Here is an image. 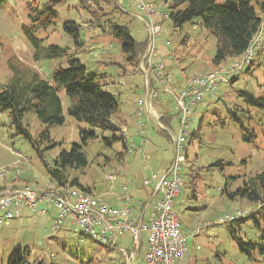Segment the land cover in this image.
Segmentation results:
<instances>
[{"label": "rangeland", "instance_id": "1", "mask_svg": "<svg viewBox=\"0 0 264 264\" xmlns=\"http://www.w3.org/2000/svg\"><path fill=\"white\" fill-rule=\"evenodd\" d=\"M45 1L3 0L0 5V89L11 75L7 62L10 58L19 59L52 84L51 70L59 65L67 66L70 56L77 57L88 71L97 75L102 88L111 92L117 100V115L120 110L131 140L135 137L133 133L136 128L132 129L129 119L137 106L139 108L138 99H143L149 88L148 71L145 67L147 60L151 62L148 63L150 67L162 62L161 69L171 73L169 83L176 88L183 84L186 77L215 67L211 58L215 52L216 37L207 29L196 25L195 20L173 27L169 18L164 19L160 15L167 11L160 0H155L156 12L151 16V20L159 24L160 33L153 36L149 45L147 25L144 20L136 19L137 8L132 0H111L110 3L84 0L82 5L85 7L80 4L82 0H64L53 7L57 12L56 18L47 27L34 31V36L41 40L43 46L55 44L65 48L66 54L35 61L32 58L33 46L22 27L29 25L28 5L32 3L39 6ZM255 9L258 10L256 5ZM116 17L119 23H127L130 35L135 40H146L148 48L142 55L145 58H141L138 68L125 61L116 38L109 33L106 20H115ZM143 18L147 20L144 15ZM68 20L79 24L80 44L74 43L73 37L63 28L64 22ZM149 46L150 59L147 58ZM261 46L263 45L258 48V54L261 53ZM231 61L232 58L227 57L219 67L224 68ZM246 68L247 65L237 73L233 82L220 81L214 94L204 95L188 113L189 133L185 135L183 152H186L187 158L182 163V184L173 207L185 232L200 223H214L188 237L183 264H264V258L257 252H254L252 258H248L238 249L226 229L229 223L223 221L238 209L247 214L256 209L258 226L254 219L246 218L239 223L236 235L245 241L260 242L257 246L264 243V209L245 197L227 195V192L242 187L244 182L250 183L258 174L264 173V109L250 105L240 94L242 90L254 96L260 94L264 67L258 64L251 70L246 71ZM150 79L152 88H156L158 92L156 100H151L154 108L171 115L168 130L158 128L153 122L151 128H144L146 134H142L149 142L141 146L140 151L126 154L123 160H118V156H115L119 143L109 148L98 139L90 140L85 146L87 165L81 170L67 171L69 178L77 176L83 184L93 186L94 193L107 205H116V196L125 193L123 185H127L129 191L132 187H140L144 176L149 177L152 172L160 174L158 169H165L169 159H172L173 143L169 132H177L178 108L171 94L163 92V85L157 84L153 75H150ZM57 93L65 121L61 125L45 127L33 112L26 113L22 122L31 134L32 143L22 133H16L7 111L0 112V171L16 164L19 174L11 171L6 176H18L15 179L18 186L28 184L37 193L51 185L49 172L38 157V151L43 150L45 161L53 166V159L61 150H67L72 142H79L78 129L83 126L67 114L69 99L65 91L58 89ZM229 110L239 116L247 132L241 131L239 124L230 117ZM44 128L48 129L47 137L41 133ZM194 131L199 136L191 137ZM151 133L157 139H152ZM133 141L138 144L139 138ZM53 142L55 145L48 147ZM144 153L147 157H144ZM135 155L138 159L134 163ZM218 160L222 164H215ZM108 173H115L116 179L108 180ZM134 192L139 193V188ZM44 207H47L48 212L38 214L37 211ZM21 209L20 218L4 221L5 228L0 236V263L5 262L2 254L11 251L8 245L14 239H19L22 247L29 248L30 254L25 258L24 264H126L120 248L129 252L136 247L131 243V238L121 241L120 236L117 246L109 247L99 238L93 239L69 223H63L59 229L53 230L50 214H54V208L46 202L38 201L35 212L25 206H21ZM141 235L139 259L146 251V231H142Z\"/></svg>", "mask_w": 264, "mask_h": 264}, {"label": "trees", "instance_id": "2", "mask_svg": "<svg viewBox=\"0 0 264 264\" xmlns=\"http://www.w3.org/2000/svg\"><path fill=\"white\" fill-rule=\"evenodd\" d=\"M63 1L46 0L39 6L31 3L27 7L29 25L23 26L22 31L33 46L32 58L35 61L41 58L53 59L66 54L65 48L55 44L43 46L41 40L34 36V31L47 27L56 18L57 12L53 7ZM83 1L80 2L81 5ZM94 1L97 2L98 0ZM102 1L105 3L111 2V0ZM160 1L165 4L167 11H164V13L167 14V18H169L173 27H178L184 22L195 20L196 25L207 29L216 37L215 52L211 58V63L215 67L211 70L220 68L219 65L227 57L232 58V60H237L241 56L259 24V16L255 5L257 6V4L261 5L263 3V1L259 2L258 0ZM2 2L3 0H0V5ZM133 4L135 6L134 2ZM115 8L116 6L114 5L113 9ZM120 12L123 11L120 10ZM106 22H108L109 33L116 38L125 61L138 68L146 48V40L144 42L135 40L130 35L127 23H119L117 17L115 20L108 18ZM154 22L157 24L156 21ZM63 28L73 37L74 43L80 44L78 40L80 35L78 23L73 20H68L64 22ZM7 62L11 70V75L5 85L0 89V112L7 111L10 124L14 127L16 133H22L31 143L33 142L31 134L22 122L25 114L33 112L45 127L63 124L65 117L57 91L58 89L65 91L69 99V104L66 107L67 114L83 125L78 129L79 142H72L67 150H61L53 159V166H49L45 161L43 150L38 151V157L47 168L51 183L57 186L67 183L89 192V188L81 184L77 176L69 178L67 171L69 169L81 170L87 165L85 146L88 141L93 139H98L105 147L109 148L115 143H119L122 149L116 151L115 156H123L126 152L128 148L126 138L119 124L113 119L118 111L117 100L111 92L102 88L97 75L94 72L88 71L86 65L77 57L70 56L67 60V66L62 67L59 65L51 70L50 79L52 84L48 80L43 79L37 71L24 65L17 58H10ZM231 63L227 66L231 65ZM251 65L252 62L247 64L246 71L250 69ZM145 67H148L147 63ZM156 69V65H152L147 70L150 89L153 86L150 75H153L151 72L155 73ZM160 75L162 74L160 73ZM153 78L157 83L158 78L154 75ZM236 78L237 73L232 74L228 78V81L233 82ZM170 94L174 95L172 92ZM240 94L250 105L264 109V70L263 83L260 85V94L254 96L246 90H242ZM229 112L230 117L239 124L241 131L247 132V128L242 124L239 116L234 111L229 110ZM169 117L171 115L164 112L159 117V121L166 123ZM41 133L47 137L48 129L44 128ZM195 136L196 131L191 133V137ZM54 145L55 142L48 147ZM182 151L184 152V147ZM183 155L185 161L187 158L186 152ZM215 164H222V162L218 160ZM227 195L229 197H245L248 200L255 201L259 204V207L264 209V173L258 174L250 183L244 182L242 187L227 192ZM256 213L257 210L255 209L248 214L246 213L247 215L245 214V216L238 217L232 221H225L229 223L226 229L236 242L238 249L247 255L248 258H252L254 252H257L258 255L264 258V243L257 246L260 242L245 241L236 234L239 223L246 218L254 219V223L258 226ZM209 225H211V222ZM193 229H190L189 233ZM184 234L186 236L187 233ZM262 237L264 240V230ZM27 254V247L20 249L18 246H15L9 252L6 261L0 264H24Z\"/></svg>", "mask_w": 264, "mask_h": 264}, {"label": "built area", "instance_id": "3", "mask_svg": "<svg viewBox=\"0 0 264 264\" xmlns=\"http://www.w3.org/2000/svg\"><path fill=\"white\" fill-rule=\"evenodd\" d=\"M132 1L135 3L136 8L147 17V20H144L150 40H152L153 36L160 32V26L151 20L152 14L156 12L153 0ZM160 15L163 18L167 16L164 12H161ZM263 36L264 6L259 16L258 27L248 46L237 60L223 70L216 68L190 76L186 81L185 88L173 95L178 108L176 114L178 129L172 136L174 154L167 173L155 186L159 198L147 219L137 220L131 216V209L127 205L118 209L109 207L99 202L91 194L69 185L50 186L41 193H37L35 189L25 185L9 187L0 192V225L5 220L17 218L22 205L28 207L29 210H35L36 203L42 201L52 204L56 211L53 216V230L59 229L63 223H69L79 228L85 235L93 239L99 238L101 242L111 247L115 246L117 236L122 234H129L133 246L138 247L141 232L146 231V251L141 264H178L186 251V236L181 230L179 217L174 211L173 205L182 184L181 164L184 161L182 149L189 128V110L191 107L194 108L204 95L214 93L220 81L226 83L232 74L242 71L244 66L253 59L258 46L263 42ZM149 49L148 59H150L151 46H149ZM148 63L151 64L150 60H147ZM162 66V62L156 64L155 76L158 78V82L163 85V92L170 93L163 84L165 77L160 75ZM149 68L151 67H146L147 70ZM137 103L143 104V100L139 98ZM137 113L139 114L140 111L137 110ZM130 149L133 150L134 148L131 146ZM11 171L14 174L20 172L15 164L12 168L2 169L0 177L6 176ZM106 177L108 180H113L115 175L110 173ZM124 189L123 199L128 200L129 196L125 186ZM44 211L41 210L42 213ZM245 214L244 210L238 209L235 214L229 215L223 221H232ZM208 224L209 222L200 223L190 233L197 232L200 227ZM121 251L127 253L124 249ZM129 255L130 257L127 256L126 262L127 264H133L135 258L133 259L132 253Z\"/></svg>", "mask_w": 264, "mask_h": 264}, {"label": "crops", "instance_id": "4", "mask_svg": "<svg viewBox=\"0 0 264 264\" xmlns=\"http://www.w3.org/2000/svg\"><path fill=\"white\" fill-rule=\"evenodd\" d=\"M258 1L259 2L263 1V3L261 5L260 4H257L258 10L256 9V11L258 13V16H260L261 15L262 8L264 6V0H258ZM154 4H155V0H154ZM124 13L127 14V12H124ZM135 16H136V19H138V20H144L145 19V18H143L142 13L139 12L137 9H136ZM140 17H141V19H139ZM167 17L168 16H166L165 18H167ZM149 41H150V36H149V33H148V45H149ZM148 45H147V48H148ZM260 45H263L260 48V52H261L260 54H262V55L258 54V51L259 50L257 49V51L254 54L253 59L251 61L252 62V65L250 66V69L249 70H251L255 65H258V64H261V66L264 67V40H263V42ZM260 45L258 46V48L260 47ZM147 48H145L144 54H145ZM144 58H145V55L143 56L142 60ZM234 61L235 60H232L231 62L233 63ZM218 69H223V68L220 67ZM160 72H161L162 76L165 77V87L169 90V92H172L173 94H176L180 90H182L184 88V86L186 85L187 79L189 78V77H186V79L183 81V84L180 87L177 85V88H176L175 86H173L172 84L170 85V83H169L170 80H171V75H170L171 73L169 74L167 72V70H164V71L162 70ZM151 74H153L155 76V73H152L151 72ZM147 78H148V74H147ZM147 83H148V81H147ZM158 83L159 82H157V84ZM176 90H178V92ZM157 94H158L157 89L156 88H153V89L151 88L150 89V86H149V88L146 90L145 97L142 99L143 100V104H138L137 103L139 105V108L137 106V108L135 109V111L132 113V117H130V119H129L130 125L132 126V129L133 128H136V130L133 133L134 136H135L133 139L130 140V136L131 135H128V127L126 125V120L124 119V117H122V115H120V110H119V115L116 114V117L113 118L114 121L119 124V126L121 128V131H122V133L124 134V136L126 138V143H127V146H128L126 152L123 154V156H119L118 157V160H123L126 154L133 153L135 150H139L140 151L141 148H142L141 146H143L144 144H146V142L147 143L149 142V139L147 141V139L144 136H142V134H144V135L146 134V129L151 128V126L153 125V122H155L157 124V127L160 128V129H166V130H168L167 128L170 127L171 117L168 118V120H167L166 123H162L161 121H159V117L164 112H163V110H159V108L155 109L154 106H153V102L151 101V100H153V101L156 100ZM171 96L174 99V96L173 95H171ZM149 107H151V111H149ZM137 110L140 111L139 114L137 113ZM143 113H144V121H142V115H143ZM116 118H117L118 121H116ZM177 125H178V121H177ZM144 128H146V129H144ZM138 129H139V131H138ZM135 132H137V134H135ZM169 133H170V136H171V139H172V143H173L172 136H173L174 133L173 132H169ZM130 134H132V133H130ZM196 135H198L197 132H196ZM150 137L152 139H157L155 136H153L152 133H151ZM136 138H139V143L138 144H136L133 141ZM158 141H160V140H158ZM131 146L134 148L133 150L130 149ZM136 146H138V147H136ZM121 149L122 148H121V146L119 144V148L117 149V151L118 150H121ZM173 154H174V151H173ZM143 155H144V157H147V154L144 153ZM172 158H173V156H172ZM137 159L138 158L135 155L134 156V163L137 161ZM171 160L169 159V163L167 164V166L165 167V169H158V171L160 172V174H157L155 172H152L149 177H145L144 176L142 178V180H141L140 187H132L130 189V191H129L127 185H123V186L126 187V190H127L128 196H129V199L128 200H124L123 199V194H122V196L121 195H117L116 198H115L116 205H107V204L106 205L109 206V207H112V208H116V209H118V208H120V207H122L124 205H127V207H129L131 209V213L130 214H131L132 217H135L137 220H140V219L145 220V219H147L148 215L151 213V211H152V209L154 207L155 202L159 198V193L156 192L155 186H156L157 182H159L161 180V178L167 173V170H168V168L170 166ZM108 174H110V173H108ZM113 174L115 175V178H114V180H115L116 179V174L115 173H113ZM17 177L18 176H13V177L4 176V177H0V192L2 190L6 189V188L13 187V186H18L17 183H16V180H15ZM78 181L81 184H83L79 180V178H78ZM25 185L29 186L28 184H23L22 186H25ZM64 185H69V184L66 183ZM83 185L84 186H87L89 188V193H91L92 196L94 195V197L97 198V200L99 202H102V203L105 204V202L101 201L100 196L98 194L94 193L95 188L93 186H90L87 183H85ZM50 186H52V187H59V186H57V185H55L53 183H51ZM50 186H48V187H50ZM69 186H72V187L81 189L80 187L75 186V185H69ZM137 188H139V191H140L139 193H135L134 192ZM96 195H98V196H96ZM40 202H42V201H40ZM175 203H176V199H175L174 204ZM47 204H50V203H47ZM50 205L52 206V204H50ZM22 206H24V205H22ZM25 208H27L29 210L28 207L25 206ZM21 210L22 209L20 207V209H19L20 214H19V216L17 218H20L22 216ZM41 210H45L44 213H42ZM30 211L31 212H35L36 211V207H35V210H30ZM37 212H38V214H43L44 215V214H46L48 212V210H47V207L46 208L44 207V208H40ZM55 212L56 211L54 209V214H55ZM52 214L53 213H51L50 216L52 217V221H53L54 214L53 215ZM12 219H15V218H12ZM179 221H180V219H179ZM207 222H209V221H207ZM212 223H214V222H211V224ZM180 226H181L182 231L184 233H187L186 234V251H185V254H186L187 253V239H188V237L190 235H196V234H198L202 228L207 227L208 225L203 226V227H200L197 232H192V233H189V231L188 232H185V230L182 228V222L181 221H180ZM4 228L5 227H4V222H3L0 225V236L2 234L1 232H3L2 229H4ZM118 236H120L121 241L125 240V238H128V239L131 238L129 234H122V235H118ZM118 236H117L116 241H115V246L112 247V248H115L117 246ZM131 243H132V240H131ZM141 244H142V235L140 236V242H139L138 247L136 246L135 248H133L129 252H127L126 249L123 248V247L120 248L121 250L124 249L127 252L125 254V253H123L120 250L121 253L123 254L124 258H125V262L127 261V256L130 257L129 254L132 253L133 254V259L135 258V261H134L133 264H137V261H138V264L142 263L143 255L141 256V259L138 258L139 257V253H140ZM104 245H106V244H104ZM15 246H18L20 249H24V247H27V246L22 247V244L20 243V240L19 239L12 240V242L9 243L8 248H9V250H12ZM145 246H146V240H145ZM7 252H9V251H7ZM7 252H6V254H7ZM6 254L5 255L2 254V258L5 261H6V259H4V258H7V255ZM29 254H30V252H29V248H28V254H27V256ZM185 254H184V256H185ZM184 256L181 258V260H179L178 264H183L182 260H183ZM126 264H127V262H126Z\"/></svg>", "mask_w": 264, "mask_h": 264}, {"label": "clouds", "instance_id": "5", "mask_svg": "<svg viewBox=\"0 0 264 264\" xmlns=\"http://www.w3.org/2000/svg\"><path fill=\"white\" fill-rule=\"evenodd\" d=\"M252 61V60H251ZM241 72V71H240ZM184 147V146H183ZM183 152V151H182ZM156 190V192H158V190L157 189H155ZM247 213V212H246ZM245 216V215H244Z\"/></svg>", "mask_w": 264, "mask_h": 264}, {"label": "water", "instance_id": "6", "mask_svg": "<svg viewBox=\"0 0 264 264\" xmlns=\"http://www.w3.org/2000/svg\"><path fill=\"white\" fill-rule=\"evenodd\" d=\"M149 111H151V110H150V107H149Z\"/></svg>", "mask_w": 264, "mask_h": 264}]
</instances>
